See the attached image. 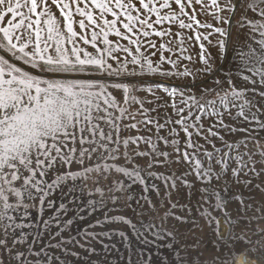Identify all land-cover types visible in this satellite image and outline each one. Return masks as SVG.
I'll use <instances>...</instances> for the list:
<instances>
[{"label":"snow or ice","instance_id":"6c2138e0","mask_svg":"<svg viewBox=\"0 0 264 264\" xmlns=\"http://www.w3.org/2000/svg\"><path fill=\"white\" fill-rule=\"evenodd\" d=\"M235 49L247 74L218 78L217 60ZM130 130L154 132L156 139L151 134L122 139ZM225 135L238 142L228 143ZM141 142L148 151L137 150ZM160 142L171 151L160 150ZM230 160L234 183L246 182L254 197L236 199L244 205L237 212L251 211L259 219L264 215V0H0V217L7 224H17L9 212H28L25 204L34 203L26 201L40 204L44 190L65 177L105 185L107 193L95 187L101 201L115 196L127 206L135 199L132 185L117 179V197L109 176L113 169L148 191L146 179L156 175L151 171L156 163L194 162L196 179L211 186L224 180ZM188 175L177 179L192 189L184 179ZM223 190H230L227 180ZM214 194L222 199L221 192ZM145 197L143 204L154 214L178 207L166 201L161 209L158 200ZM122 222L134 227L131 220ZM215 223L219 249L211 240L207 249L186 247L187 264H195L193 257L202 264L206 259L237 264L244 250L246 258L264 261V246L231 236L225 243L223 235H215ZM20 255L23 261L25 254ZM174 256L183 264L185 257Z\"/></svg>","mask_w":264,"mask_h":264},{"label":"rangeland","instance_id":"374dc122","mask_svg":"<svg viewBox=\"0 0 264 264\" xmlns=\"http://www.w3.org/2000/svg\"><path fill=\"white\" fill-rule=\"evenodd\" d=\"M238 51L239 49L230 50L226 58L217 60L218 78H223L229 72L237 77L247 74L242 71V61L238 59ZM149 134L152 135L153 140L156 139L154 132L148 133L144 130L139 132L130 130L122 136V139ZM180 135L183 137L184 134L181 132ZM243 138V136L239 137V139ZM193 139L200 144L205 143L202 138L194 136ZM225 139L228 143L235 141V138L227 135ZM213 142L223 152L228 151L224 143L219 140ZM132 147L136 146L132 145ZM158 148L162 151H171L162 142L158 143ZM207 148L212 151L210 145H207ZM137 150L148 151L149 145L141 142ZM137 159L143 161L146 158L138 157ZM160 160L162 161L163 158L161 157ZM260 162L264 163V160ZM107 163L115 164L117 167H127L119 161L110 160ZM193 163L187 161H181L179 165L156 163L151 169L156 175L146 179L148 191H143L145 185H140L139 181L133 183L134 177H127L113 169L109 176L113 180V193L117 197H119L117 179L125 185H132L131 194L135 199L130 200L127 206L119 199L116 200L115 196L106 197L101 201L98 193L100 189L97 188L96 192L95 187H103L107 193L105 185L93 186L91 182L76 176L62 178L63 183L54 181L56 186L49 185L50 192L47 189L44 190L43 195L40 196V204L38 200L26 201V203H34L25 204V209L31 207L28 209L30 213L26 211L23 214V210L8 213L9 217L11 215L17 217V224L14 227L7 224V218L0 217V264H32V261L36 260H40L43 264H149V262L150 264H181V261L174 256L175 252L185 257L183 264H187L186 247L193 250L207 249L211 247L208 244L211 240L212 245L219 249V245L213 238L214 229L217 227L216 221H219V232H215V235H223L225 243L231 236L239 237L244 241L251 240L252 247L257 244L264 246V215L257 219L251 211L247 215L237 212V208L242 212L244 205L238 204L236 199L243 196L247 202L254 197L248 194L246 182H243L244 187L234 183L235 177L231 175V168L235 167V162L229 161V170L224 178L229 183L228 191L223 190L224 180L213 182L211 186L197 180ZM204 163L206 165L207 161ZM213 164L219 170L220 166L215 165L214 161ZM139 166L144 167L143 164ZM185 172L189 175L184 179L194 184L192 189L177 179ZM52 179H55V175ZM173 184L176 187H172ZM205 187H209L208 192L199 191ZM169 192L171 197L167 195ZM215 192H221L222 199L218 200ZM28 195L33 196L31 192ZM36 195H39V192ZM145 196L153 201L158 200L161 209L165 207L166 201L168 204L176 203L178 207L175 210L169 208L164 214L156 210L154 214L148 209L149 206L143 204ZM49 199L51 200L47 206ZM52 203L55 205L54 209H50ZM249 207L251 208V205ZM61 210H63L62 213ZM23 215L25 218L21 219ZM177 216L183 219L178 221ZM122 220H131L134 227ZM6 226L10 229L7 232L3 230ZM88 237L93 239L85 243ZM96 237L99 238L95 239ZM82 244L85 245L84 248L80 246ZM30 251L45 253V255L42 254L39 257L33 255L28 258L27 254ZM246 251L244 250L239 258L245 256ZM21 253L25 254L23 261H21ZM201 255L206 256L207 252L202 251ZM224 256L227 257L228 253L225 252ZM52 257L55 259H51ZM193 259L195 264H202L199 258L193 257ZM203 264H211V260L206 259Z\"/></svg>","mask_w":264,"mask_h":264},{"label":"clouds","instance_id":"9594fccd","mask_svg":"<svg viewBox=\"0 0 264 264\" xmlns=\"http://www.w3.org/2000/svg\"><path fill=\"white\" fill-rule=\"evenodd\" d=\"M238 264H264V261L254 257H249L247 259L242 257Z\"/></svg>","mask_w":264,"mask_h":264},{"label":"bare ground","instance_id":"6f19581e","mask_svg":"<svg viewBox=\"0 0 264 264\" xmlns=\"http://www.w3.org/2000/svg\"><path fill=\"white\" fill-rule=\"evenodd\" d=\"M241 260V258H238V262Z\"/></svg>","mask_w":264,"mask_h":264},{"label":"water","instance_id":"95a60500","mask_svg":"<svg viewBox=\"0 0 264 264\" xmlns=\"http://www.w3.org/2000/svg\"><path fill=\"white\" fill-rule=\"evenodd\" d=\"M243 258L247 259L246 256H243Z\"/></svg>","mask_w":264,"mask_h":264}]
</instances>
